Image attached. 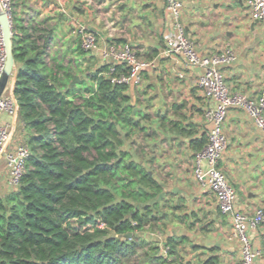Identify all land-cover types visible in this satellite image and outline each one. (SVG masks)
Here are the masks:
<instances>
[{"label": "trees", "instance_id": "obj_1", "mask_svg": "<svg viewBox=\"0 0 264 264\" xmlns=\"http://www.w3.org/2000/svg\"><path fill=\"white\" fill-rule=\"evenodd\" d=\"M16 14L12 96L31 155L19 187L0 196V264H129L145 243L141 235L167 215L163 183L125 148L149 131L143 122L152 118L135 111L131 87L112 81L109 64L90 75V85L71 87L80 64L58 56L48 61L57 36L50 18ZM75 52L86 55L80 44ZM207 141L193 140L192 148L198 153ZM190 243L186 235L169 236L167 253L151 246L144 264H185L181 253ZM218 260L212 256L207 264Z\"/></svg>", "mask_w": 264, "mask_h": 264}, {"label": "crops", "instance_id": "obj_2", "mask_svg": "<svg viewBox=\"0 0 264 264\" xmlns=\"http://www.w3.org/2000/svg\"><path fill=\"white\" fill-rule=\"evenodd\" d=\"M17 8L32 11L40 21L43 9L51 11L50 22L56 26L61 54L66 65H86L85 56L78 57L76 48L80 44L77 24H85L96 34L99 46L110 42L130 43L140 58L155 61V67L144 72L147 88L155 91L157 98L163 99L170 136L160 130V141L155 143L162 148L156 156L154 166L158 165L157 178L163 183L164 191L180 197L185 203L175 204V210L190 209L196 213L195 225L189 221L187 231L181 235L190 238L189 247H183L182 258L185 264H207L212 256H218L216 264H240L241 249L236 240H230V218L222 215L216 194L199 185L194 178V159L196 151L193 140L201 139L210 131L205 118L209 102L197 85L203 68L190 66L181 56L167 55L166 34L172 29L171 17L163 0H16ZM15 3V2H14ZM184 13L181 22L188 36L194 41L201 54H209L232 45L237 59L222 68L232 92L257 97L264 89V51L251 39L248 31L255 33L257 25L248 16L247 0H184ZM29 4L31 7L29 8ZM20 6V7H19ZM38 8V10H37ZM20 11V10H19ZM23 15V14H22ZM23 17V16H22ZM43 20V19H42ZM245 35H241L240 30ZM57 47V46H56ZM56 49V48H55ZM98 53L99 52H95ZM56 55V54H55ZM60 59V60H61ZM104 63V62H103ZM12 76L6 93L12 95L14 88ZM151 95V100L154 95ZM155 97V98H156ZM158 116L163 115L162 111ZM175 125H173V123ZM0 125H8L10 138L6 151L13 150L24 140V125L17 111L10 115L0 111ZM179 127L191 129V137L182 135ZM163 128V127H161ZM228 138V148L223 153L219 165L229 180L239 187L238 207L248 213L264 210V133L255 125L253 118L241 108H232L224 123ZM159 163V164H158ZM260 164L259 168H255ZM260 173L256 181L252 169ZM257 182V184H255ZM249 186L252 191L249 192ZM6 159L0 154V196L11 192ZM188 222V223H189ZM255 246L261 250L260 264H264V225L251 230ZM214 249V250H212ZM163 253V252H162Z\"/></svg>", "mask_w": 264, "mask_h": 264}, {"label": "built area", "instance_id": "obj_3", "mask_svg": "<svg viewBox=\"0 0 264 264\" xmlns=\"http://www.w3.org/2000/svg\"><path fill=\"white\" fill-rule=\"evenodd\" d=\"M163 1L172 21V29L165 36L168 42L166 54L181 56L190 66L201 67L204 70L197 80V85L209 102L205 118L210 125V131L207 144L195 155L194 178L199 185L216 194L222 215L230 218L232 227L229 239L240 244V264H260L262 252L255 246L251 230L258 229L264 223V210L251 214L238 207L237 191L229 185L219 162L228 148L224 123L230 109L245 110L264 133V89L257 97L232 92L222 73V68L231 65L237 59L232 45L229 44L218 52L201 54L181 22L184 0ZM247 6L249 18L255 23H264V0H247ZM1 14L6 16L13 36V0H0ZM76 28L82 49L91 53L99 52L104 63L110 65L109 75H113L114 83L138 87L143 83L144 72L155 67V61L140 58L130 43L110 42L101 47L96 34L89 26L77 24ZM7 59L5 32L0 20V81L5 72ZM117 65H122L123 70L119 71ZM0 111L10 115L17 113V105L12 95L5 92L0 98ZM9 138V126L0 125V154L5 156L10 184L13 189H17L27 170L31 150L28 144L22 142L13 150L6 151L5 146ZM166 253L167 248H164L163 254Z\"/></svg>", "mask_w": 264, "mask_h": 264}, {"label": "rangeland", "instance_id": "obj_4", "mask_svg": "<svg viewBox=\"0 0 264 264\" xmlns=\"http://www.w3.org/2000/svg\"><path fill=\"white\" fill-rule=\"evenodd\" d=\"M15 2V1H14ZM23 6V5H21ZM20 7V6H19ZM31 7V4H29V8ZM25 8H27L26 6H23L22 8H14V12H17L16 16H30L29 14H33L35 15L32 11H29L28 13H24L23 11L25 10ZM31 8H35L31 7ZM30 8V9H31ZM20 10V11H19ZM38 10V8H37ZM184 11V9H183ZM181 13V17H183V12ZM23 14V15H22ZM52 13L51 11H47V9H43V17L42 19L45 18H49L51 17ZM50 24H52L50 22ZM241 35H245L244 31L241 29ZM248 34L251 35V39H253L254 41H256L260 47L261 50L264 51V23H260L257 25V28L255 30V33L248 31ZM60 41H62V37H55L54 41L51 44V48H50V57L48 58L49 62H52L51 58L53 56H58L59 59H61L60 54H61V45ZM57 46V47H56ZM56 48V49H55ZM56 54V55H55ZM66 58L67 56L64 55V57H62V61L64 63H66ZM86 58V65H81L80 69L77 71L79 73V81L77 83H80L81 81H83V83L90 85V75L95 72L97 69H99L102 64H103V58L100 54L98 53H91V52H86L85 55ZM16 70V69H15ZM7 91V89H6ZM155 91H150L149 88H147V83L145 81V76H144V80L142 85L138 86V87H131L128 90V93L132 95V103L136 106V111H141V112H147L148 114H150L151 118L150 120L143 122V124L145 126H147L148 128V132H141L140 134H136L133 136V138L127 140V143L125 145L126 149L131 150L132 152V157L133 159L146 164V166L154 171V173L156 174V176H158L160 174V168L158 167V165L154 166V164L149 165L147 163V161L149 160V158H151L152 156H157V154L159 153L160 150H162V148H159V146H157L155 149L153 148V143L155 141V143H159L158 141H160V130H162V132L167 135L170 136V130L168 128V120H167V116H166V112L163 109V99H159L157 98V94L155 93ZM152 94H156L154 95V99L151 100V95ZM156 97V98H155ZM163 113V115H161V119L160 116H158L159 112ZM167 121V124L164 125V122ZM150 127V128H149ZM163 127V128H161ZM157 132V136H154L153 133ZM149 133V134H148ZM148 136H147V135ZM159 135V136H158ZM154 136V137H153ZM24 143V142H23ZM160 144V143H159ZM154 151V153H153ZM159 164V163H158ZM260 164H258L257 166L255 165V168H259ZM262 173H264L263 169L260 168ZM225 173V172H224ZM226 174V173H225ZM252 174L254 175L255 180L257 181L259 178L260 173H257L254 168L252 169ZM227 176V175H226ZM228 178V176H227ZM228 182L229 185L231 187H233L238 194V201H239V196H243V193L239 190V187L235 184H233L229 178H228ZM255 184H257V182H255ZM264 187V180L261 183ZM249 192L252 191V188L249 186L248 188ZM264 190V188H263ZM164 197L166 198L165 200L163 199V201L161 202V209L163 212H165L167 215H165V217L163 218V220L159 221L156 225V227H148L147 230L141 235V237L145 240L144 245L139 249V254L138 256L132 258L129 261V264H144V261L146 260V253L150 252V248L151 246H154L156 244H159L163 249L165 248V241L167 239V237L169 236H181V234H183L184 232H186L187 227H185L184 225H182V221L186 222V225H189V221H194L196 222V218L197 216L193 215V212H191L190 209H185V207H183L184 209H180V210H175L174 209V205L178 204L179 206H182L183 203H185L184 201H182L180 199V197H174L173 195L169 194V193H164ZM198 215V214H197ZM183 217V218H182ZM182 218V219H181ZM189 220V221H188ZM264 225V223L262 224ZM261 225V226H262ZM186 247L188 248L189 245L186 244Z\"/></svg>", "mask_w": 264, "mask_h": 264}, {"label": "water", "instance_id": "obj_5", "mask_svg": "<svg viewBox=\"0 0 264 264\" xmlns=\"http://www.w3.org/2000/svg\"><path fill=\"white\" fill-rule=\"evenodd\" d=\"M0 20L4 27L5 40H6V46H7V55H8L5 72L0 81V98H1L6 92L9 82L15 73L16 65H15V58H14V52H13V39H12L13 36H12V31H11L9 22L7 21V18L4 14L0 15ZM78 81H79V76H75L70 86L71 87L75 86ZM129 236H131V234Z\"/></svg>", "mask_w": 264, "mask_h": 264}]
</instances>
